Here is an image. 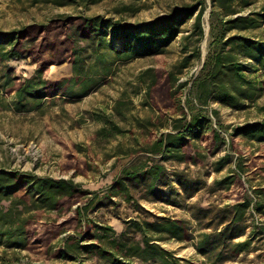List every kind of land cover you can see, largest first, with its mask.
<instances>
[{
  "label": "rangeland",
  "instance_id": "rangeland-1",
  "mask_svg": "<svg viewBox=\"0 0 264 264\" xmlns=\"http://www.w3.org/2000/svg\"><path fill=\"white\" fill-rule=\"evenodd\" d=\"M71 1L57 6L50 0H0V30L27 28L30 31L34 26L51 25L60 15L69 20L78 16H102L127 24H143L162 15L178 14L186 7H194V13L179 25V35L163 53L125 62L118 61L114 51L101 56V61L96 60L97 38L81 37L76 21L49 35L59 40L68 33L71 41H78L83 47L81 58L85 73L92 82L87 84L89 90L85 96L75 95L82 92L81 83L45 99L39 108L30 112L16 111L13 99L5 97L4 110L0 109V170L72 180L90 190L92 202L88 206V218L111 226L117 238L128 245H141V234L132 227L133 221L162 225L171 219L180 221L188 236L186 241L151 233L158 240L154 242L158 249L170 252L174 259L181 260L180 264H264V215L253 209L245 213L242 222L232 220V205L244 199H253L255 205L260 202L264 211V142L238 133L245 126L264 124V74L252 64L255 71L249 76L259 84L260 95L254 102L244 103L241 110L218 103L200 109L195 100L194 82L212 39L219 33L221 22L234 16H225L213 0ZM231 5L236 15L264 14V0H232ZM201 7L203 36L199 37L193 31V24ZM122 10L125 11L119 13ZM35 29L22 41L24 57L0 67V85L5 67L12 68V73L20 77L31 76L40 66L44 67L48 80L73 76L66 51L59 59L48 61L52 56L49 50L53 48L43 44L45 38L37 36ZM231 34L264 42V19L257 28L230 31L226 36ZM59 44L57 41L55 47ZM108 46V43L102 44V48ZM114 48L118 50L120 45L115 43ZM187 56H190L187 67L181 68ZM147 69L172 71L177 73L179 82L187 84L179 95L180 107L186 116L181 125L187 126L189 116L196 112L207 120V129L200 131L199 139L189 136L190 146H186L192 152L202 153L201 163L163 159L149 151L163 134L175 133L174 121L181 113L172 101L162 104L166 106L162 110L144 105L145 87L140 75ZM212 110L217 114H212ZM113 127L120 132L114 133ZM102 128L112 133L111 136L99 133ZM213 130L220 136L218 142L214 141ZM223 159L226 164L216 172V164ZM160 166L161 172L154 177L158 172L156 167ZM148 168L153 175L148 173ZM123 170L137 176L136 180L123 179L125 194L131 197L129 201L115 185V178ZM225 178L229 179L221 184ZM62 217L58 215L60 220ZM205 235L208 253L201 255L195 245ZM250 238L249 248L234 256L232 244ZM119 256L132 264H163L159 259L143 262L132 254ZM0 264L110 263L90 254L73 261L54 248L50 257H46L40 249H15L2 240Z\"/></svg>",
  "mask_w": 264,
  "mask_h": 264
},
{
  "label": "trees",
  "instance_id": "trees-1",
  "mask_svg": "<svg viewBox=\"0 0 264 264\" xmlns=\"http://www.w3.org/2000/svg\"><path fill=\"white\" fill-rule=\"evenodd\" d=\"M50 1L57 6L72 3L71 0ZM94 2L96 0H92V3ZM213 2L225 16L234 17L222 21L219 33L212 39L210 50L194 82L195 100L200 109L207 108L211 103H218L230 109L241 110L244 103H252L260 95L259 84L250 78L249 74L255 71L252 70V64L264 74V42L238 34L226 36V33L257 28L264 19V14L236 15L231 5L232 0H213ZM123 11L125 10L119 13ZM193 13L194 7H186L178 14L162 15L143 24H127L102 16H78L74 20H69L68 17L60 15L49 26L44 24L39 27L34 26L36 35L45 38L43 44L53 48L52 51L49 50V55L52 56L48 61L59 59L65 50L69 56L73 76L55 81L48 80L45 77L44 67L40 66L31 76L20 77L12 73V68L5 67L0 85V109L4 110V98L10 96L16 111L30 112L39 108L45 99L56 96L60 91L65 93L71 90L72 86L81 83L82 92L75 95L77 97L86 95L89 90L87 84L92 82V78L87 76L84 70L81 58L83 47L78 41H71L68 33L59 40L52 37V33L62 30L61 28L66 27L71 21H76L81 37L97 38L96 60L101 61V56L106 55L108 51H114L117 60L125 62L136 57L163 53L165 47L179 35V25L190 19ZM202 13L201 7L193 24V31L199 37L203 36ZM34 28L30 31L27 28L8 32L0 30V67L24 57L22 41ZM107 39L108 41L104 42ZM57 41L60 44L55 47ZM103 43H108L109 46L102 48ZM115 43L120 45V49L114 48ZM102 49L105 52H100ZM189 58L190 56L183 58L181 68L187 67ZM46 63L49 64L47 61ZM140 79L145 87L144 105L162 110L166 108L161 106L162 104L172 101L181 113V117L174 121L175 133L163 134L152 144L149 151L161 155L163 159L201 163L204 158L202 153L198 150L192 152L186 146H190L187 143L189 136L194 140L199 139L200 131L207 129V120L196 112L189 116L187 126L181 125L186 116L180 107L179 95L187 84L179 82L177 73L172 71L160 72L147 69L141 73ZM212 114L216 115L217 112L212 110ZM112 129H115L114 133L120 132L117 127ZM99 133H105L106 137L112 134L106 132L105 128ZM238 133L250 140L264 142V124L245 126L239 129ZM212 135L215 142L220 140L217 131L213 130ZM225 164L224 159L218 162L215 171L220 172ZM156 168L158 172L154 175L151 168L147 171L156 177L162 167ZM125 178L136 180L137 176L135 173L123 170L121 175L115 178L116 188L124 192L126 200L129 201L131 197L125 194L123 185ZM228 179L225 178L220 183L225 184ZM90 195H92L90 190L82 188L72 180L0 170V241L5 240L9 247L15 249H40L46 257H50V252L54 248L61 256L73 261L90 254L110 264H132L123 261L119 256L126 257L132 254V257L139 258L143 262L159 259L163 264H180L181 260L174 259L170 252L158 249L154 243L158 240H154L155 237L151 234L163 233L177 241H186L188 236L180 221L162 219L166 221L163 225L133 221L132 227L141 234V245H128L117 238L111 226L95 223L88 218V206L92 202ZM5 203L7 206L4 205ZM250 207L264 215L260 202L255 205L253 199H244L232 205L233 222H242ZM52 212L55 214H51ZM58 215H63L61 220ZM204 237L195 245V249L201 255L208 253L206 248L208 239L206 235ZM59 239L61 243L58 244ZM56 242L58 245H55ZM250 243L251 238L232 244L233 255L236 256L247 250Z\"/></svg>",
  "mask_w": 264,
  "mask_h": 264
},
{
  "label": "built area",
  "instance_id": "built-area-1",
  "mask_svg": "<svg viewBox=\"0 0 264 264\" xmlns=\"http://www.w3.org/2000/svg\"><path fill=\"white\" fill-rule=\"evenodd\" d=\"M252 206V205H251ZM250 211H253V209H252V207H250V209H249Z\"/></svg>",
  "mask_w": 264,
  "mask_h": 264
}]
</instances>
